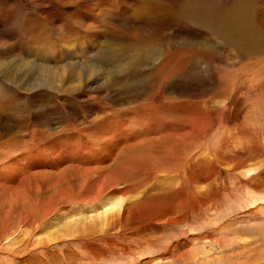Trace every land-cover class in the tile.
Masks as SVG:
<instances>
[{
  "label": "rangeland",
  "instance_id": "374dc122",
  "mask_svg": "<svg viewBox=\"0 0 264 264\" xmlns=\"http://www.w3.org/2000/svg\"><path fill=\"white\" fill-rule=\"evenodd\" d=\"M4 1L0 60L35 64L13 68L14 84L0 80V186L10 180L15 158L32 151L53 158L57 143V149L103 148L102 123L122 121L126 137L142 138L145 146L126 152L131 163L118 153L107 171L126 190V207L147 203L152 212L136 225L97 227L92 237L77 240L71 230L99 218L104 202L79 207L88 201L78 202L75 192L81 186L79 198H87L90 175L75 179L74 171L62 170L67 166L46 168L43 185L26 172L44 191L0 188V264H264V50L241 43L230 27L220 29V20H209L191 0ZM206 1L216 5L212 17L228 19L240 0ZM251 1L254 28L264 34V0ZM194 10L198 15L190 19ZM72 64L84 69L81 82ZM50 67L65 71L60 83ZM64 140L72 142L65 147ZM62 192L71 201L59 210L53 202L48 210L42 197ZM21 196L33 210L18 205ZM159 201L170 215L153 208ZM60 235L67 237L57 240Z\"/></svg>",
  "mask_w": 264,
  "mask_h": 264
},
{
  "label": "bare ground",
  "instance_id": "6f19581e",
  "mask_svg": "<svg viewBox=\"0 0 264 264\" xmlns=\"http://www.w3.org/2000/svg\"><path fill=\"white\" fill-rule=\"evenodd\" d=\"M69 0H60L61 4H64L65 2H67ZM187 2V1H186ZM204 2V3H203ZM75 2H72V4H74ZM202 4L203 7H204V10H205V14L206 16L208 17L209 20H220V24H219V28L220 29H227V28H231L232 30H234V32H236V34L240 37H238L239 39H243L241 40V43L243 41V43H247V42H254L256 43L260 49L264 50V34L261 32V33H258L259 31H256L255 30V24L257 22L256 18L254 19L253 15H252V12H253V6H252V1L251 0H240L239 1V4L237 6V11H236V14L234 16H232L231 18L229 17L228 19L223 18V17H212L209 12V9L210 8H213L215 7L216 5H211V3H208L206 0H191V4ZM13 4V3H12ZM77 4V3H75ZM2 6H5V1L4 0H0V7ZM13 6V5H12ZM194 7V6H193ZM187 8V7H186ZM192 8V7H191ZM188 9V8H187ZM197 9V8H196ZM213 10V9H212ZM189 12V11H188ZM192 12H195L194 15H196V10L194 11H191V15L190 16V19H193L192 17ZM202 12V11H201ZM223 13V12H221ZM185 14V13H184ZM183 14V15H184ZM225 14V13H224ZM187 15V14H186ZM185 15V16H186ZM187 15V16H188ZM187 16L185 19H187ZM188 16V17H189ZM201 16V15H200ZM183 18V17H182ZM188 20V19H187ZM195 21V20H194ZM208 21V20H207ZM229 28V29H230ZM218 30V28H217ZM1 35V34H0ZM225 34H223L224 36ZM2 36V35H1ZM238 39V40H239ZM4 40V39H3ZM136 40V39H135ZM133 41V40H132ZM133 43V42H132ZM1 45V44H0ZM3 46V45H2ZM6 46V45H5ZM249 46V44H248ZM238 48V47H237ZM243 48V47H242ZM241 48V49H242ZM1 49V48H0ZM160 50V49H159ZM255 50V49H254ZM1 52V51H0ZM6 57V56H5ZM18 57V56H17ZM10 63L6 64L8 61H10ZM24 59L20 60V59H16L14 58V56L12 57H9L8 60H0V80H2V82H9V83H12L14 84V78L16 79V77H14V71H13V68L14 70H19V71H24V67H26L27 65H29L30 67H32L31 65L32 64H35L32 62V60H28V61H25ZM38 61V60H37ZM79 61V60H78ZM80 63V62H79ZM88 64V63H87ZM92 64V62H91ZM2 65H5L6 67L3 68ZM40 65V64H39ZM38 65V66H39ZM57 65V64H56ZM74 68H76L78 70V72L76 73V76L75 78H77V81L81 82L82 79L84 78V69H82V71H79L80 70V67L79 66H74V64H72ZM65 66V64L63 65ZM29 67V68H30ZM37 67V66H36ZM44 67V66H43ZM49 67V66H48ZM59 67V66H58ZM39 68V67H38ZM54 68H56V66L54 65ZM90 68V67H89ZM49 69V71H48ZM46 69V71H48L52 77L51 78H54L53 81H59V80H62L65 78L66 76V73L64 70L62 71H55L53 70L52 72V69L51 67ZM60 69V67H59ZM29 70V69H28ZM44 70V69H42ZM58 70V69H57ZM71 69H69L70 71ZM45 71V70H44ZM55 71V72H54ZM68 71V72H69ZM38 72V71H37ZM42 73V72H41ZM87 73V72H86ZM44 74H48V73H44ZM22 75V74H21ZM20 75V77H21ZM34 75V74H33ZM28 76V75H27ZM33 77V76H32ZM71 77V75H70ZM18 78V77H17ZM38 78V77H37ZM50 78V77H49ZM88 78V77H87ZM90 78V77H89ZM24 79V78H22ZM86 79V78H85ZM97 79V78H95ZM18 80H21V79H18ZM66 80V79H65ZM68 80V79H67ZM92 80V79H91ZM37 81V80H36ZM48 81L50 82V80L48 79ZM87 81V80H86ZM18 82H21V81H18ZM52 82V81H51ZM64 82V80H63ZM68 82V81H67ZM97 82V81H96ZM25 83V80L24 82ZM22 83V84H23ZM30 83V82H29ZM60 83V81H59ZM92 83V82H91ZM101 83V82H100ZM5 84V83H4ZM11 84V85H12ZM21 84V83H19ZM28 84V82H27ZM55 84V83H54ZM87 84V83H86ZM89 84V83H88ZM24 85V84H23ZM62 85V83H61ZM97 85V83H96ZM60 86V85H58ZM87 86V85H86ZM31 87V86H30ZM51 87V85H50ZM56 87V86H55ZM29 88V87H28ZM49 88V87H48ZM53 88V87H52ZM81 89V88H80ZM86 89V88H85ZM30 90V89H29ZM88 90V89H87ZM91 90V89H89ZM95 89H93L94 91ZM81 92V91H80ZM94 93V92H93ZM89 99V98H88ZM97 120V119H96ZM97 122V121H96ZM99 122V121H98ZM103 122V121H102ZM100 124V123H99ZM103 126H100V130L99 131V135L102 136L103 138V135L104 137H107L106 138V141L108 143V145L104 146L103 148H97V149H93L91 148L90 146H88L87 144H83L81 145L80 147H69L68 149H61V146H59V148L57 149V146L59 143L57 144H52L51 147L52 149L54 150H51L52 154H54V157L53 158H47L45 156H43L42 153H40V151H32V152H27L26 155H22L20 156L19 158H13L14 161L11 163L13 169L9 170L10 171V180H6L7 182H3L6 186L9 187V185H11L12 187L14 185H18L17 188L19 189V187H21L22 185V189L23 187L26 188V190L30 191V192H35L36 194H41V190L39 185L43 184L45 185L47 183V179L48 177L45 176L47 174H49V172H45L44 169L46 168H50V169H53V170H57L59 167L61 166H67L66 168L62 169L63 171H74V178L77 179V178H80L82 177V174H89L90 176L87 178V182L90 184L89 186V197L87 195V198L83 199V198H79V195H80V188L81 186H79L78 188V184L76 185L77 188L79 189L78 192H75L77 193L76 196L77 198L80 200L78 202H84L86 200L87 203H79V207H85L87 208L88 206L96 203V202H99L100 200H103V204L101 205L100 209V213H98V217L95 221H93L92 223L91 222H87L86 224L83 223V222H79L80 224L76 225L70 232V235L71 236H74V234L76 235V233H78V235H76V239L77 240H81L82 238H86L87 237H92L93 234H96L98 232L97 230V227H100L103 231V227L105 226H110V227H114L115 225H117L118 223H121L123 225H125V223H128L129 221L133 224H135V222H138L140 221V218L141 217H145L152 209L148 206H146V204H139L140 206H138V210L133 208L134 206L132 205V203H130L132 206L130 207H126L125 204L127 203L126 201H128V199L126 200L123 197H121V193L124 194V189L123 188H119L120 185H115L116 183H119V184H122L120 183V181H118V177L116 176H113V175H110V173L107 171V167H106V164L110 161V160H114L116 159L117 157H119L118 153H122L123 155H128L126 154V152L130 151V149L132 148H138V147H144L145 145L143 144V140L142 138H136V139H132L134 138V135L130 138V137H126V133H125V123L122 121H119V122H116L112 125H106L105 123H102ZM99 127V126H98ZM149 128V127H148ZM96 129V127H95ZM154 129V127L152 128ZM150 129V130H152ZM130 130V129H129ZM92 131V130H91ZM131 131V130H130ZM142 131V130H141ZM143 134L145 133V130H143ZM88 132V131H87ZM95 133V132H94ZM129 133V132H128ZM127 133V134H128ZM152 133V132H151ZM97 134V133H96ZM130 134V133H129ZM149 134V133H148ZM98 135V137H99ZM186 135V134H185ZM188 135V134H187ZM82 136V135H80ZM93 136V135H92ZM96 136V135H95ZM144 136V135H143ZM96 138V137H95ZM126 138V139H125ZM148 138V137H147ZM81 139V138H80ZM105 139V138H104ZM144 139V138H143ZM166 139L168 140V142L170 141V137L169 135L166 136ZM56 140V139H55ZM100 140V139H98ZM102 140V139H101ZM53 141V140H52ZM49 142V141H48ZM72 141L70 140H64L62 142H60V144L64 145L65 147H67L68 145H70ZM101 142V141H100ZM99 142V143H100ZM88 143V142H87ZM92 143V141H91ZM162 143L164 145H166L167 141L165 139H162ZM94 144V143H93ZM173 144V143H172ZM101 145V144H100ZM144 145V146H143ZM147 145V144H146ZM171 145V143H170ZM95 146V145H93ZM148 146V145H147ZM162 146V145H161ZM160 146V147H161ZM172 146V145H171ZM174 146H177L175 143H174ZM173 146V147H174ZM99 147V146H97ZM22 148V147H21ZM148 148V147H147ZM146 148V149H147ZM164 148V147H163ZM171 150L172 147H168ZM166 147L164 149H167ZM176 148V147H175ZM8 149V148H7ZM48 149V148H46ZM139 149V148H138ZM151 149V148H150ZM155 149V148H154ZM28 150V148H27ZM135 150V149H134ZM133 150V151H134ZM145 150V148L143 149ZM148 150V149H147ZM8 151V150H7ZM21 151V150H20ZM50 150H48L49 152ZM137 151V150H136ZM136 151H134V153H136ZM153 151V150H152ZM160 151V150H159ZM169 151V152H170ZM131 152V151H130ZM1 153V152H0ZM4 153V152H3ZM12 153V152H11ZM29 153V154H28ZM50 153V154H51ZM132 153V152H131ZM130 153V154H131ZM140 153V152H139ZM6 154V153H5ZM10 154V153H8ZM24 154V153H23ZM49 154V153H48ZM129 154V155H130ZM141 154V153H140ZM139 154V155H140ZM148 154V153H147ZM145 153V155H147ZM15 155V154H13ZM121 155V154H120ZM137 156V154H135ZM142 155V154H141ZM140 155V156H141ZM2 156V155H1ZM12 156V154H11ZM168 156V155H167ZM172 156V155H171ZM127 157V156H126ZM125 157V158H126ZM131 155L129 157L126 158V160H128V162L130 161V158ZM135 157V156H134ZM144 157V156H143ZM148 157V156H146ZM165 157V156H164ZM6 159V157H4ZM132 158V157H131ZM151 158V157H150ZM123 159V158H122ZM148 159V158H147ZM146 159V160H147ZM163 159H166L163 158ZM1 160V159H0ZM8 160V159H7ZM137 160V159H136ZM158 160V159H157ZM170 160V159H169ZM6 161V160H5ZM4 161V162H5ZM121 162V161H119ZM123 162V161H122ZM139 162V161H138ZM149 163V161H146ZM118 163V162H117ZM131 163V161H130ZM129 163V164H130ZM137 163V162H136ZM126 164V163H125ZM138 164V163H137ZM5 165V163H4ZM80 165H85L84 167V170L83 168H79ZM150 165V164H149ZM115 166V165H114ZM155 166V165H154ZM157 166V165H156ZM6 167V166H5ZM87 167V168H86ZM121 167V166H120ZM142 167V166H141ZM161 167V165L159 166ZM7 168V167H6ZM1 170V169H0ZM35 170H38V172H34L32 173L33 171ZM40 170V171H39ZM123 170V169H122ZM144 170V169H143ZM153 171V169H152ZM28 174H34V177H36L39 181V183L41 184H36L34 185L33 187V184L31 183V178L32 177H26L25 174L27 175ZM30 172V173H29ZM136 172V171H135ZM9 173V172H8ZM55 173V172H54ZM100 173H103L105 175V177L103 178V176L100 174ZM79 175L78 177H76V175ZM131 175V174H130ZM8 176V175H7ZM63 175H60V177H62ZM53 177H54V174H53ZM121 177V175H120ZM134 177V176H133ZM68 178V177H67ZM74 178H71L69 177L68 178V183H74ZM131 178V177H130ZM4 179H8V177L4 178ZM3 179V180H4ZM54 179V178H53ZM35 180V179H34ZM66 180V178L64 179ZM85 181V180H84ZM1 182V181H0ZM34 182V181H33ZM85 183V182H83ZM61 184V183H60ZM64 184V183H63ZM136 184V183H135ZM4 186H0V188H4ZM67 185V184H66ZM70 185V184H69ZM84 185V184H82ZM47 186V185H46ZM76 186L74 188H76ZM87 186V187H88ZM115 186V187H114ZM129 186V185H128ZM126 186V187H128ZM132 186V185H131ZM54 187H55V184H54ZM123 187V185H122ZM125 187V188H126ZM35 188V190L33 189ZM51 189V187H48ZM47 188V189H48ZM62 188V187H61ZM73 188V189H74ZM83 188V187H82ZM129 188V187H128ZM21 189V190H22ZM56 189V188H55ZM84 189V188H83ZM104 189H105V193H104ZM107 189V190H106ZM4 190V189H3ZM58 191H60L59 189H57ZM56 190V191H57ZM85 190V189H84ZM6 191V190H5ZM10 191V190H9ZM12 188H11V192H12ZM15 191V190H14ZM27 191V192H28ZM44 190H42L43 192ZM75 191V190H74ZM8 192V191H7ZM10 192V193H11ZM16 192V191H15ZM18 192V191H17ZM48 192V191H47ZM73 192V191H72ZM87 192V191H86ZM91 192V193H90ZM14 193V192H12ZM51 193V192H50ZM50 193H47L50 194ZM82 193V192H81ZM104 193V194H103ZM179 193V192H178ZM3 194V193H2ZM6 196V192L4 193ZM58 194V193H57ZM68 193H61V194H58V195H50L49 198H46V194L42 197V198H45L44 200V206L45 207H48L53 203V202H56L54 205L55 207L54 208H57V210H59L58 208L60 206H62V204L64 203H67L69 201H71L72 197L71 195H68ZM174 194V193H173ZM15 194H13L14 196ZM20 195V194H18ZM85 195V194H84ZM83 195V196H84ZM127 195V194H126ZM125 195V197H127ZM176 195V194H175ZM179 195V194H178ZM1 196V195H0ZM11 196V197H13ZM157 196V195H156ZM171 196V195H170ZM9 195L7 193V196L6 198H8ZM36 197H40V196H37ZM85 197V196H84ZM148 197V196H147ZM146 197V198H147ZM167 197V196H166ZM169 197V196H168ZM167 197V198H168ZM176 197V196H175ZM1 198V197H0ZM2 198H5V197H2ZM10 198V197H9ZM8 198V199H9ZM16 198V197H15ZM14 198V199H15ZM132 198V197H130ZM88 199V200H87ZM136 199V198H135ZM170 199H172V197H170ZM176 199V198H175ZM4 200V199H3ZM1 199V201H3ZM9 199V202H11ZM16 200V199H15ZM25 200V197L24 196H21L18 200V205L21 206H25L27 207L26 209H34V203L32 204L31 201H30V204H27L24 202ZM131 200V199H129ZM161 200V199H160ZM13 201V200H12ZM26 201H29L26 199ZM33 201V200H32ZM74 201V200H73ZM134 203H135V200H133ZM140 201H144V200H140ZM139 201V202H140ZM147 201V199H146ZM145 201V202H146ZM166 201V200H165ZM168 201H171L169 200L168 198ZM77 202V201H76ZM126 202V203H125ZM150 202V201H149ZM1 203V202H0ZM13 203V202H12ZM11 203V204H12ZM72 203V202H71ZM133 203V204H134ZM165 202L163 201H159L158 204L156 206H153L154 207H157V208H161V210H166V216L167 215H170L169 213H172V211L170 210L171 208H163V204ZM6 204V203H5ZM10 204V205H11ZM14 204V203H13ZM16 204V203H15ZM36 204H38L36 202ZM58 204V206H57ZM129 204V205H130ZM3 205V204H2ZM9 205V206H10ZM42 205V204H40ZM65 205V204H64ZM165 205V204H164ZM16 206V205H15ZM72 206V205H71ZM70 206V207H71ZM77 206V205H76ZM137 206V205H136ZM1 208H3L2 206H0ZM6 207V206H5ZM13 207V206H12ZM22 207V208H23ZM24 207V208H25ZM38 207V206H37ZM64 207V206H63ZM66 207V206H65ZM93 207V206H92ZM126 207V208H125ZM7 208H10V207H7ZM19 208V206H18ZM36 208V207H35ZM6 209V208H5ZM28 209V210H29ZM42 209V208H41ZM51 207L48 209L50 210ZM64 209V208H63ZM62 209V210H63ZM155 209V208H154ZM8 210V209H6ZM23 210V209H22ZM55 210V209H54ZM56 210V211H57ZM3 211V210H2ZM1 211V212H2ZM10 211V210H8ZM14 211V210H13ZM17 212V211H16ZM23 213H21V216L22 214H24V211H22ZM30 212V211H29ZM33 212V211H31ZM47 212V211H46ZM51 212V211H50ZM152 212V211H151ZM6 213V212H5ZM10 213V212H9ZM15 213V212H14ZM19 213V212H18ZM121 213V214H120ZM155 213V212H154ZM48 214V213H47ZM50 214V213H49ZM52 214V213H51ZM1 215L0 214V218H1ZM38 215V214H37ZM154 215V214H153ZM17 216V214H16ZM20 216V217H21ZM26 216V215H25ZM27 216H28V213H27ZM40 216V215H39ZM122 218H121V217ZM148 216V215H147ZM146 216V217H147ZM10 217H13L12 213H11V216ZM18 217V221L20 220L19 218V215L17 216ZM30 217V216H29ZM152 216H149L148 218H151ZM170 217V216H169ZM15 218V217H14ZM45 218V217H44ZM171 218V217H170ZM147 219V218H146ZM9 220V218H8ZM7 220V221H8ZM17 220V219H16ZM22 220V219H21ZM27 220V219H26ZM47 220V219H46ZM177 220V219H175ZM6 220H4L5 222ZM10 221H11V218H10ZM15 221V220H14ZM21 222V221H20ZM101 222V223H100ZM166 222V221H165ZM179 222V221H178ZM1 223V222H0ZM34 223V222H33ZM173 223V222H172ZM23 224V223H22ZM26 224V223H25ZM24 224V225H25ZM137 224V223H136ZM135 224V225H136ZM9 226V225H8ZM21 226V225H20ZM37 226V224H36ZM42 226V225H41ZM23 227V226H22ZM28 227V226H27ZM6 228V227H5ZM20 228V227H19ZM39 229V228H38ZM37 229V230H38ZM123 229V228H122ZM121 229V230H122ZM8 230V229H7ZM19 231H17L18 233ZM105 232V231H104ZM122 232V231H121ZM7 233V232H6ZM124 234L126 232H123ZM132 233V232H131ZM120 234V233H119ZM128 234V233H127ZM134 234V233H133ZM115 236V235H114ZM65 235H60V236H57L55 238H57V240L60 238V239H66ZM122 237V236H121ZM125 237H127L125 235ZM50 242V240H48ZM87 241V240H86ZM229 243V242H228ZM45 244V243H44ZM58 245V244H57ZM59 248V247H58ZM57 249V248H56ZM176 252V251H174ZM174 256V255H173ZM261 258V257H260ZM178 260V259H177ZM182 261V260H181ZM178 262V261H177ZM182 263V262H181ZM184 264V263H183Z\"/></svg>",
  "mask_w": 264,
  "mask_h": 264
}]
</instances>
